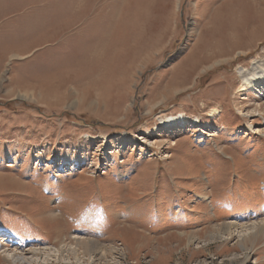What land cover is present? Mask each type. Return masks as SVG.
I'll use <instances>...</instances> for the list:
<instances>
[{"label":"rangeland","instance_id":"obj_1","mask_svg":"<svg viewBox=\"0 0 264 264\" xmlns=\"http://www.w3.org/2000/svg\"><path fill=\"white\" fill-rule=\"evenodd\" d=\"M263 13L0 0V264H264V238H220L264 219V99L240 76L264 64Z\"/></svg>","mask_w":264,"mask_h":264},{"label":"bare ground","instance_id":"obj_2","mask_svg":"<svg viewBox=\"0 0 264 264\" xmlns=\"http://www.w3.org/2000/svg\"><path fill=\"white\" fill-rule=\"evenodd\" d=\"M126 15H127V13H126ZM261 20H262V23L264 25V13H263V16L261 17ZM131 34H134V33L132 32ZM130 40H132V39H130ZM258 64L259 63L255 62L253 65L252 71L243 70L242 72H240V76L242 77L243 83L245 85V90H244L245 92H248V91L249 92H256L262 99H264L263 98L264 97V64H259V65ZM257 111H258V107L253 109V110L249 109L246 113L248 116H251L252 114L256 113ZM175 120H171L169 122L175 124L176 123ZM163 121H165V120H163ZM187 121H182L181 123L185 125V124L189 123ZM177 122H178V120H177ZM181 123H178V124H181ZM223 226H224L223 227L224 232L221 233L220 238L221 239H230L234 236H237V239L241 240L243 247H245V248H246L245 243L247 240H250V239L253 240V244H254V243H256L258 238H264V219H262L261 221L254 222L250 226H236L235 223H229V224H225ZM4 234H8L7 231ZM71 238H73V237H71ZM75 240H77V244L80 245V247L82 246V244L84 242L83 245H85V247L87 249L84 251V257L87 255L92 257L91 253L89 251L90 250V243H86L85 241H80L79 239H75ZM87 241H89V240H87ZM55 248H57V247H55ZM47 252H49V251H47ZM63 252H64V249H61L60 251L56 250L54 252L55 254L52 253L50 255V253H46V257L43 258L42 257L43 253L40 250H38V251L32 250L29 253L31 255H19V254L15 253L14 255H9V257L11 256L14 259V262L19 263V264H47V263H50L52 261V259H58V255L61 254L62 255L61 261L68 260L70 258V256H73L74 259H76L75 261L78 263L81 261L86 262L83 260V256L81 258L77 257V251L72 246H70L66 250L67 255L62 254ZM57 253H59V254H57ZM20 254H22V253H20ZM79 256H80V254H79ZM57 262H59V261H57ZM88 264H91V262Z\"/></svg>","mask_w":264,"mask_h":264}]
</instances>
